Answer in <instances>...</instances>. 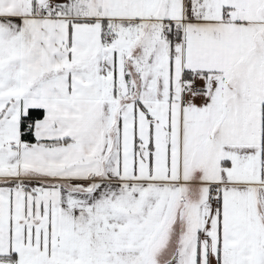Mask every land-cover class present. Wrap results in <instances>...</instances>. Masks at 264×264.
I'll return each instance as SVG.
<instances>
[{
	"label": "snow or ice",
	"instance_id": "1",
	"mask_svg": "<svg viewBox=\"0 0 264 264\" xmlns=\"http://www.w3.org/2000/svg\"><path fill=\"white\" fill-rule=\"evenodd\" d=\"M0 264H264V0H0Z\"/></svg>",
	"mask_w": 264,
	"mask_h": 264
}]
</instances>
